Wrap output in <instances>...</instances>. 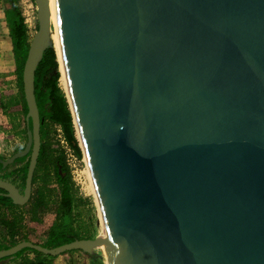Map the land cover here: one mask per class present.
Returning <instances> with one entry per match:
<instances>
[{
    "label": "water",
    "instance_id": "water-1",
    "mask_svg": "<svg viewBox=\"0 0 264 264\" xmlns=\"http://www.w3.org/2000/svg\"><path fill=\"white\" fill-rule=\"evenodd\" d=\"M22 71L24 189L0 178V197L28 201L41 146L35 70L54 48L49 0ZM79 144L105 238L106 264H264V0H52ZM68 102V101H67ZM69 104V103H68ZM59 174L63 177V173Z\"/></svg>",
    "mask_w": 264,
    "mask_h": 264
},
{
    "label": "trees",
    "instance_id": "trees-1",
    "mask_svg": "<svg viewBox=\"0 0 264 264\" xmlns=\"http://www.w3.org/2000/svg\"><path fill=\"white\" fill-rule=\"evenodd\" d=\"M2 2L4 4L6 21L12 42V53L19 97L15 100L8 99L6 101L0 97V109L6 117L12 119L13 129L16 130L17 134L19 133V131H17L19 125L16 120L19 118V115L22 116L24 124L23 133L26 138L25 115L27 112V106L23 94L22 71L27 57L30 39L27 35L24 16L17 0H2ZM59 77L60 72L58 70L56 51L53 47H50L44 52L43 58L38 64L35 70L34 79L36 103L40 118L43 122L40 126L42 148L38 156V162L32 181L35 183L37 179H40L42 181V185L36 191L37 193L31 211L32 221L35 223L40 222L37 217V210L41 206H46L49 202L48 196L50 190L47 189L46 184L51 174V168L55 167V171H58V166L55 165L56 161L60 162L62 165V171H66V176L62 177L59 172H56V182L59 195L56 218L48 227L45 242L41 244L47 248L56 247L71 242L74 239L92 238L90 235H83L80 231L79 225L77 224V216L75 214L77 201L75 186L71 179L69 167L66 163L64 150L62 147L61 149H52L50 144L51 133L60 129L61 136L66 141L67 145L72 149L74 154L78 158L82 157V150L76 136V129L73 123V117L69 104L65 97V93L58 85ZM21 147H23V145ZM26 158L27 157H22L16 159V161L23 162ZM27 166L28 160L23 165L14 169L13 172H6L4 174V178H8L13 173H16V181L23 185L27 172ZM39 171H41V174H39ZM2 206L11 209L16 205L11 204L8 198L0 197V225L7 228L10 236L14 238L18 222L15 219L13 221L1 219ZM17 242L12 240L11 244H5L0 239V250L6 249ZM73 252L79 253L81 257L85 259L84 261L88 259L91 264H104L99 253L90 255L81 250H70L57 256H51L38 252L32 248H24L14 255L1 258L0 264H55V260L57 258H67L69 254ZM30 254L33 256L31 257Z\"/></svg>",
    "mask_w": 264,
    "mask_h": 264
},
{
    "label": "rangeland",
    "instance_id": "rangeland-1",
    "mask_svg": "<svg viewBox=\"0 0 264 264\" xmlns=\"http://www.w3.org/2000/svg\"><path fill=\"white\" fill-rule=\"evenodd\" d=\"M54 44V43H53ZM55 49V45H54ZM56 51V50H55ZM57 56V54H56ZM58 60V58H57ZM59 61V60H58ZM58 70L60 77L58 79V85L65 93L67 101V91L62 78V72L60 63L58 62ZM16 120L18 122L17 131L13 129V121L11 118L6 117L0 109V148L3 150L2 157H8L13 151L22 145L25 141V134L23 133L24 124L22 116L19 115ZM21 117V118H20ZM22 131V132H21ZM76 136L79 139L76 131ZM79 141V140H78ZM50 144L52 149H61V137L59 132H52L50 136ZM80 162L75 164V168L69 167L71 179L75 186V195L77 198L75 214L77 216V224L83 235H90L94 238L97 235H101L104 232V225L101 224L100 211L95 197V193L91 187V184L86 177V166L83 156L79 158ZM21 164V163H20ZM18 164L11 165L8 170L16 168ZM41 174V171H39ZM77 178H81V183L77 184ZM89 178V177H88ZM42 185V181L37 179L32 186V197L25 205L15 206L13 209L3 208L1 210V219L7 221L17 220L18 224L15 229V237L12 238L8 232V229L3 225H0V239L5 244H11L12 240L20 241L22 239L30 240L37 244H43L46 240L48 227L53 223L56 218V210L59 201L58 188L56 182V176L50 174L49 180L46 184L49 192V202L46 206H41L37 210V217L40 220L39 223H35L31 218V211L33 208L34 199L36 197V191ZM96 252L101 255L100 245L96 248ZM32 257L33 255L30 254ZM103 263L106 264L107 260L102 255ZM81 255L77 252L69 254L67 258L59 257L55 260V264H91L88 259L84 261Z\"/></svg>",
    "mask_w": 264,
    "mask_h": 264
},
{
    "label": "crops",
    "instance_id": "crops-1",
    "mask_svg": "<svg viewBox=\"0 0 264 264\" xmlns=\"http://www.w3.org/2000/svg\"><path fill=\"white\" fill-rule=\"evenodd\" d=\"M0 97H2L4 101L8 99L15 100L19 97L12 53V42L2 0H0ZM1 139L2 137L0 140ZM2 152L3 150L0 148V157L3 155ZM3 208L7 207L2 206V209ZM12 209L13 207L11 210Z\"/></svg>",
    "mask_w": 264,
    "mask_h": 264
},
{
    "label": "built area",
    "instance_id": "built-area-1",
    "mask_svg": "<svg viewBox=\"0 0 264 264\" xmlns=\"http://www.w3.org/2000/svg\"><path fill=\"white\" fill-rule=\"evenodd\" d=\"M20 9L24 16V23L27 28V35L29 39L34 35L37 30V17H36V4L33 0H17ZM59 136L61 137V147L64 150L66 163L68 167L75 168V164L80 162L79 158L74 154L72 149L67 145L66 141L61 136V130L57 129ZM83 156V154H82ZM84 159V156H83ZM85 162V159H84ZM86 166V162H85ZM77 184L81 183V178H77Z\"/></svg>",
    "mask_w": 264,
    "mask_h": 264
},
{
    "label": "flooded vegetation",
    "instance_id": "flooded-vegetation-1",
    "mask_svg": "<svg viewBox=\"0 0 264 264\" xmlns=\"http://www.w3.org/2000/svg\"><path fill=\"white\" fill-rule=\"evenodd\" d=\"M25 143H26V139H25L24 143L22 144L23 147H24ZM22 145H20V146L16 149V151L22 149V148H23V147H21ZM41 148H42V143H41V146H40V151H41ZM16 151H13L8 157H10V156H11L14 152H16ZM39 153H40V152H39ZM8 157H6V158H8ZM26 157H27L26 160L23 161V162H17V161L15 160L12 164H9V165H7V166H5V167H2V164H1L0 178H1V179L8 180L9 182L13 183V184L19 189L20 193L23 192V189H24V183H23V185H21L19 182L16 181V179H17V177H16V176H17L16 173H13V174L10 175L8 178H4V174H5L6 172H9V173H10V172H13L14 169H16L17 167L23 165V164L28 160V158H29V154H28ZM6 158H0V160H5ZM0 163H1V162H0ZM20 163H21V164H20ZM14 164H18V166H17L16 168L12 169V170H8L9 167H10L11 165H14ZM55 165L58 166L57 168H60V172L63 173V177H65V176H66V171H62V165L60 164V162H59V161H56V162H55ZM56 172H58V171H55V167H52V168H51V174H54V175L56 176ZM24 182H25V180H24ZM31 197H32V190H31V195H30L28 201L31 200ZM28 201H27V202H28ZM27 202H26V203H27Z\"/></svg>",
    "mask_w": 264,
    "mask_h": 264
},
{
    "label": "bare ground",
    "instance_id": "bare-ground-1",
    "mask_svg": "<svg viewBox=\"0 0 264 264\" xmlns=\"http://www.w3.org/2000/svg\"><path fill=\"white\" fill-rule=\"evenodd\" d=\"M49 7H50V14H51V22L53 24V29H52V32H51V37H52V41H53V43L55 45V50H56L57 58L59 60L58 62L60 63L61 72H62V78H63L64 84H65V88H66V91H67V98H69L68 103L70 105V108L72 109L71 99H70L69 92H68L66 75H65V71H64V67H63V63H62V58H61V53H60V48H59V44H58V40H57V36H56V32H55L52 0H49ZM76 131H77L78 136H79V139H80V135H79L78 129H76ZM86 177H87V180H88V184L90 182L91 187H92V189H93V191L95 193L94 186H93V182H92V178H91L90 171H89L87 165H86ZM95 197H96V194H95ZM100 217H101V215H100ZM100 222L103 225L102 219H101ZM101 235L105 238V231Z\"/></svg>",
    "mask_w": 264,
    "mask_h": 264
}]
</instances>
